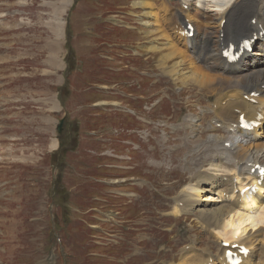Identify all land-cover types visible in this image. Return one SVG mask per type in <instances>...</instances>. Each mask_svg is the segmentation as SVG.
Instances as JSON below:
<instances>
[{
	"label": "rangeland",
	"instance_id": "rangeland-1",
	"mask_svg": "<svg viewBox=\"0 0 264 264\" xmlns=\"http://www.w3.org/2000/svg\"><path fill=\"white\" fill-rule=\"evenodd\" d=\"M137 1L139 2V0H73L68 9H73L71 14L73 23L70 33H66L65 37L64 60L68 67L61 75L62 85L40 79L45 73L44 69L48 70L50 66L43 56L46 48L45 38L49 32L38 25L43 23L44 19L49 20V23L58 20L57 12L58 15H62L65 12L63 6L67 7L71 0H62V4L59 3L60 0H3V5H0L2 6L0 11L6 13L5 16L0 12V264H121L120 258L128 253V247L131 248L133 244H141L143 257L140 260L143 264H159L170 256L163 246L161 248L159 246L165 242L173 245L179 239L178 230L176 234L161 229H177L179 225L184 226L182 220L176 221L175 216H164L157 213V210L171 206L175 196L173 190L180 189L177 181L188 179L189 176L181 164L185 162V166H192V172L195 170L194 165H190L187 159H184V156H189L190 153H187V147L182 146L183 140L190 145L194 143L201 145L206 135L204 132L201 133V129L196 130V127L191 125L182 124L176 129H170L168 126L162 128L166 122L160 113L174 112V115L165 116L164 119L174 116L177 120L168 121V124L175 121L179 123L189 114H195L192 111L198 102L202 104L204 102L195 98L196 94L201 96L198 91L201 89L196 86L184 88L180 82L172 83L168 78L157 77L155 74L161 68L158 61L163 60L166 51L160 49L165 38L151 33L155 28L152 26L158 23L148 25L153 21V17L149 16L147 8L142 10ZM153 2L155 8L164 14L163 21L169 14L178 15L177 11L182 10L180 0ZM167 7L171 9L168 14ZM192 10L198 31L196 46H201L200 42L207 33L215 41L221 38L217 26L220 17L217 14L209 11L200 12L199 7ZM41 11L45 13L42 14ZM107 16L115 19L106 23ZM123 16L138 28L115 23ZM170 16L173 19L174 16L172 14ZM29 21L33 27H29L31 25L27 23ZM25 34L35 38L28 52L36 58L16 61L24 50L21 48V42H25L22 38ZM103 40L107 43L105 44ZM203 40L205 42V39ZM119 42L145 43L146 46L156 42L160 48L154 53L150 47L147 58L142 60L141 64H138V61L137 65L134 64L138 66L134 73L131 71L127 73L129 70L114 73L107 62L110 60L102 59L98 63L94 51L98 47L103 48L99 55L106 58L107 53L102 54L106 51L117 53L114 43ZM220 45L219 52L223 50L224 43L221 42ZM263 47L264 45L260 49ZM210 55L214 61H211V65H219L220 70L227 58L224 55L220 58V53L214 51ZM217 56L221 59V64ZM262 59L260 62L250 61L248 69L235 70L232 67L222 72H225L224 75L227 77H232L231 73H235L234 78L242 77V85L248 84L253 73L264 72V56ZM229 63L232 64L231 61ZM100 66H104L106 71ZM178 68L188 70L187 65L183 67L185 69ZM70 71L74 74H70ZM138 71H142V76L137 73ZM143 72H149L151 75H143ZM245 73L247 74L244 75ZM255 79H259V82H253ZM260 82L264 83L262 74L251 80L253 83L251 86L258 87ZM104 83L110 85L108 96L102 94L97 96L92 88L96 84ZM26 84L39 91L36 99V90L25 93L20 91ZM118 87L132 92L131 97L135 98V101L118 97ZM55 94L59 99V105L63 104L64 111L67 112L60 141L63 139V149L74 148L62 155L60 148L56 152H50L47 147L51 136L59 132L56 131V124L52 126L53 129L50 127L52 123L59 124V120L52 118L49 122L47 117L50 114L49 109L54 108L52 98ZM168 95L171 100L166 99ZM161 98L163 100L159 101ZM100 100H103L104 104L108 102L109 105L105 108H94L92 104ZM146 101L149 106L159 103L151 113H148ZM172 101L174 102L170 103ZM119 102L128 104L117 106ZM21 105L25 107L22 110ZM127 108L136 111L124 113L118 111ZM210 116L212 115H205L200 121L208 123ZM138 117L147 119L158 117V120L153 125L140 121ZM196 131L198 135L191 136L192 132ZM148 133L150 135L156 133L157 137L165 135L169 142L165 144L159 142L158 145L157 141L151 140L149 144L154 143L157 148L147 150L143 138L141 142L138 139L139 134L146 137ZM125 137H128L127 142H123L122 138ZM57 142L54 140L56 146ZM10 143L11 150H7ZM138 144H141L139 154L132 147H137ZM119 156L125 157L126 161L133 160L127 159V156H134V160L141 165L138 167L139 164L135 162L136 169L123 172L117 170L112 165L122 164ZM156 160L160 161L158 165L161 166L154 165ZM259 162L264 163V158ZM128 163L132 164L131 167L134 165V162ZM108 164L111 165L107 166ZM57 165L59 167L54 172L53 167ZM145 165L148 177L154 180L149 182L143 177H136L134 180L128 179V182L134 181L135 185L122 182L121 175L131 177L142 175L144 168L141 167ZM174 175L178 177L174 179ZM169 180L173 182L170 185ZM128 191L133 192L136 199L131 197V200L123 195L128 194ZM262 207L264 204L256 207L254 211ZM258 216L256 217L258 223L254 228L260 230L264 226L262 223L264 218L260 216L264 214ZM101 221H106V224ZM187 221L192 219L188 218ZM250 222L247 224L253 225ZM192 224L199 225L198 222ZM110 229L114 230L108 231ZM138 229H143L144 234L150 238L148 242L139 241L144 237L142 232L136 234L135 231ZM58 233L62 237L61 243L57 241ZM98 235H105L106 238H99ZM120 238L128 247L122 242L119 243ZM98 241L101 244L108 242L111 244L97 245ZM203 242L207 244L206 240ZM155 251L157 254H154ZM261 252H264V247ZM137 259L139 258L134 260ZM131 263L133 264L132 261H128V264Z\"/></svg>",
	"mask_w": 264,
	"mask_h": 264
},
{
	"label": "bare ground",
	"instance_id": "bare-ground-1",
	"mask_svg": "<svg viewBox=\"0 0 264 264\" xmlns=\"http://www.w3.org/2000/svg\"><path fill=\"white\" fill-rule=\"evenodd\" d=\"M238 1L239 0H212L213 8H210V10L218 11V13L221 14V21L218 25L219 27L222 26V20L226 16L227 18L230 17V13L232 14L231 10ZM138 4L141 7L147 8L146 10H148L150 16L155 18V21L151 22V24L158 23L157 25L159 27L153 28L151 33H156L161 37H165V39L169 41L165 48H161V50L163 51L164 49L166 50L162 60L164 62L163 64L166 65L165 62L177 58V61L174 63V65H171L170 70H172L173 72H178L179 74H181V71L178 67L183 68L185 63L190 64L191 68L183 71L184 77H178L177 80L183 81L184 83L192 82L193 85H197V87L199 88H207L209 89V91L214 93L213 103L217 115V122H220L221 125L237 123L238 133L244 135L248 131H250L254 137L261 135L262 128H264V96L260 94L259 90H256V93L260 95H251L248 93V98H244L242 92L240 91V85H242V77H227L224 75L225 72L223 73L222 70L225 71L226 69L232 67L235 70L248 69L250 61L260 62V60H263L262 56L264 55V47L261 48L260 51H255L253 53L248 52V50H244L237 65L229 63V61L226 59L224 60V64L220 68V70H216V72H213L212 70L205 68L197 63L196 57H194L189 52L190 41L187 37H181L182 35L178 33V35H180L179 39L181 40L183 38V40H179V44L176 43L178 41L177 39L173 40L168 29L164 25H162L159 11L155 9V5L151 2V0H139ZM199 5L203 8L208 9L209 0H200ZM241 6H239L241 15L235 20V34L233 35L230 32V24L224 26L227 37L221 41L222 43H224V46L223 50L219 52L220 58L223 56V52L228 49L231 44H234L236 47V51L240 52L243 49L240 45L244 38L248 40L256 38L254 43H256V41L258 40L264 41V36L262 35V33H260V31L264 32V0H248L243 2ZM256 17L257 22L253 24L251 20L252 18ZM188 20L190 21V17ZM242 32H245L242 36H238V38L234 37L235 35H238ZM159 48L160 47L157 45L152 46L153 50H157ZM212 62L214 61L212 60ZM213 67L214 66H211L210 68L212 69ZM261 74L264 75V72ZM261 74L253 73V77H251V80L254 77H260ZM251 80L248 84L244 85H252L253 83H251ZM258 80L255 79L253 80V82H257ZM252 100H255V103ZM56 103L57 102L55 101V105ZM236 110H239L242 113L246 112L248 121H259L260 124L258 126H254L252 129L241 128L239 126L240 122L237 118L238 116L236 115ZM187 117L184 118V120L180 124H186ZM50 120L51 118L49 117L48 121L50 122ZM233 136L235 135H226L224 140L231 141V151L235 157V160L233 156L229 157L226 160L220 159V161L228 162L230 164L233 162L235 164L234 167H236V170L230 177V183H228V188L232 191L233 195H231L230 197H225V199L223 200L225 201V203H220L218 206L209 205V203L204 202L209 201L210 199H215L210 194H207L202 200L195 201L191 204L197 207L201 217V221L204 224L206 230H208L211 235L216 237L222 235L223 232H225V234L227 235L226 237H224L225 239H229V236L233 234L237 236L241 235L238 241L247 244L251 250L248 255L242 256L243 261L241 264H264V258L260 257V252L264 247V238L260 236V230L254 228V226L258 223L256 217L250 214L251 212H254L256 207H261L264 203V175H261L258 173V171H256L254 174L247 176V179L252 180V185L257 184L259 181L261 182L259 187L256 186L255 192H252L251 190H246L245 192H243V187L247 186L249 182L246 183L242 179L239 180V189L237 190V192H235L234 182V179H238L240 176L247 174L249 169L253 167L254 164L260 163L259 161H261V158H264V140L261 142H247L246 144H244L238 141ZM218 140L220 139H217L215 134H210L209 138L204 143V145L207 144L206 150H204L201 155H195L194 159L187 160L190 165H194L195 167L192 175L194 176V179H196V184L198 185L196 186L193 183L189 185V188L194 194L199 189H203V181L211 178L213 180H216L215 176H219L215 173H212L210 168H207L206 174V171L202 166V163L207 162L210 156L212 158L213 153L210 152L212 149H216L215 153L220 152L221 145L218 144ZM52 147H56V143H54ZM220 161H218V163ZM250 163H253V165L250 166ZM217 169L218 164L213 166L212 170L217 171ZM217 172H221V169H219ZM221 175L223 176V174ZM222 182H224L223 179L220 181V183H217L214 186V193H221ZM185 194L186 190L180 193V197H184ZM248 221H251L250 223L253 225L250 226V224H247ZM235 251H239V248L235 249ZM169 264L228 263L225 261L223 250L219 249L216 252H213L209 248H205L203 251H199L196 247V244L193 241H190L180 249L179 254L176 257H173L172 262Z\"/></svg>",
	"mask_w": 264,
	"mask_h": 264
}]
</instances>
